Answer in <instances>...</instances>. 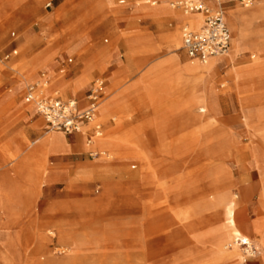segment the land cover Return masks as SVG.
Returning a JSON list of instances; mask_svg holds the SVG:
<instances>
[{"label":"rangeland","instance_id":"1","mask_svg":"<svg viewBox=\"0 0 264 264\" xmlns=\"http://www.w3.org/2000/svg\"><path fill=\"white\" fill-rule=\"evenodd\" d=\"M175 1L169 0L167 8L184 14L172 6ZM104 2L117 15L105 18L95 0H0V167L9 181L0 187V246L5 251L0 264L51 258L59 259L51 264H224L217 248L220 222L208 202L227 194L235 198L238 216H264V118L256 116L264 109V76L251 71L238 79L236 71L231 72L264 67V0L248 6L221 0L231 46L223 57L225 65L213 70L217 96L209 100L206 113L195 104L172 114L170 105L175 102L172 105L180 108L186 96L167 100L135 81L144 73L140 64L170 56L175 49L170 33L176 29L182 46L177 52L190 59L183 48L186 24L178 25L170 12L137 13L132 5L152 7L147 0ZM206 4L218 7L213 0ZM249 10L255 16L242 23L232 17L233 12ZM77 36L87 41L69 52ZM104 47L108 50L101 53ZM46 52H55L52 70L45 69L46 62H37ZM49 74L70 77L72 84L87 76L86 97L94 81L103 78L99 107L112 103L104 116L97 117V112L94 121L76 132L79 142L64 153L60 174L43 185L34 172L43 156H34L28 165H23V156L27 139L35 142L52 130L38 113L33 119L28 115L34 102H26L27 96L32 90L41 98H75L72 87L53 88L45 95L35 79ZM98 130L120 142L114 147L130 174L107 169L84 174V163L105 158L87 148L81 136L86 131L92 140ZM147 154L154 155L156 164L174 169L166 192L156 189L166 178L157 180L142 164ZM153 202L166 206L162 226L169 235L134 245L132 226L142 225ZM52 221L74 231L76 250L71 255L57 229L43 230ZM238 235L247 237L232 235L227 252L239 251L240 264H264V240L250 238L256 248L251 253L232 245Z\"/></svg>","mask_w":264,"mask_h":264},{"label":"bare ground","instance_id":"2","mask_svg":"<svg viewBox=\"0 0 264 264\" xmlns=\"http://www.w3.org/2000/svg\"><path fill=\"white\" fill-rule=\"evenodd\" d=\"M98 2L101 9H103L104 17L107 18L111 14L113 16L117 15V12L109 8V5L104 2V0H95ZM164 4H158L155 0L152 3V7H140L141 3L133 4L132 6L137 10V13L146 14L147 16L158 15L162 12H170L175 16V20L178 25L190 26L193 29H199L204 23V18L202 14H181L179 11L171 10L168 7L169 0H163ZM148 2V1H147ZM111 6V5H110ZM173 6V5H172ZM254 10H249L247 12H233L232 17L236 22L242 23L245 20H248L255 16ZM184 26V27H185ZM179 30L176 29L170 33L171 42L175 49L171 50L170 56L164 60L158 61L154 64L152 62L143 63L139 66H142L144 73L140 78L135 82L145 84L148 87L150 93L155 92L158 96H164L167 100H174L178 97H184L186 101L180 104V108H176V105L169 107V114L182 111V109H191L195 107L194 105L199 106V111L201 113H206L209 111V100L216 98V90L213 82V70L215 67L225 65V55L214 56L207 61L186 59L185 55L178 53L177 51L182 47L179 42ZM87 41V37L77 36L73 38V41L69 44V52L78 51L84 47ZM108 50L107 47L101 49V53H106ZM55 52H46L43 56L37 60V62H46L45 69L52 70L56 63L54 61ZM23 69H26V65L23 66ZM142 70V71H143ZM236 71V72H235ZM252 72H257L259 77L264 76V67L256 66L252 70L246 69L241 74L237 70H231L232 74H236V77L242 78L243 74H250ZM37 83L42 85V89L45 95L50 94L55 89H62L67 91V88H73V95L77 99L79 107L85 109L88 106V100L86 97V91L89 86V79L87 76L78 78L76 82L71 83L70 77L61 76L56 77L52 74L47 75V77H40L35 79ZM51 82L52 85H51ZM136 85L132 87L134 91ZM126 94V93H125ZM179 94L177 97L175 95ZM27 102V99H26ZM112 102L103 104L100 107L98 106L97 115L104 116L107 111H109ZM29 116H33L37 113V106L35 103H32L28 107L27 111ZM97 114V113H96ZM255 115V114H254ZM256 116L264 118V109L256 112ZM96 117V116H95ZM96 117V118H97ZM195 116H192V120ZM261 118V119H262ZM94 121V120H93ZM261 121V120H260ZM81 136L84 139V143L87 148L93 149L98 155H103L101 159L92 162H86L83 164V172L85 175H91L96 173H103L102 171L108 170L109 172L113 171L119 174L127 173L130 174L128 169L125 168L123 164L124 156L114 147L116 144H119L117 140H113L107 135L102 134L99 130L97 131V136L92 140L88 139L86 131H84ZM80 135L78 133H71L67 136L65 133L60 131L52 130L51 134L42 136L37 141L32 142L27 139V151L23 156V165H28L27 161L37 155L43 156V161L38 168L34 171L36 172L37 179L40 184L47 185L50 184L55 179V176L60 174L59 166L64 161V153L68 152L70 147L73 144L79 142ZM87 140V141H86ZM36 145L35 147H33ZM154 155L148 157V154L143 157L142 164L146 168L149 174L154 178L165 179L166 182L159 183L157 181L156 189L161 192H166L169 187V180L167 177L171 174L174 169L169 168L166 164L153 162ZM11 171V170H10ZM9 172V171H8ZM6 170L3 167H0V187L3 185H8L5 176ZM175 187L180 185L175 184ZM164 204V203H163ZM161 203L155 204L154 202L149 205L145 220L142 221V225H139V222H135L132 226V231L130 236L132 238V243L137 245L139 243H151L155 239L165 238L169 235V232L162 226V217L165 212V205ZM208 208L214 211L216 218L218 217L219 224L217 226V236L219 242L217 243V248L220 252V255L223 259L224 264H240L242 259L241 253L237 250L232 252H227V242L231 239L232 235L235 234H245L249 239L256 238L260 236L264 240V216L260 217H249L246 214H237V202L233 196L227 194H221L214 201L208 202ZM255 211V210H254ZM7 214V213H6ZM48 224L44 225L43 230L50 231V227L57 229L60 239L63 244L66 246L69 255L75 252V246L71 240H73L75 233L70 228L63 227L62 224H57L55 222H47ZM75 239V238H74ZM75 243V242H74ZM71 245V247L69 246ZM5 253L4 248L0 246V260L3 258ZM58 258H51L47 261L33 260L29 262L30 264H51L58 262Z\"/></svg>","mask_w":264,"mask_h":264},{"label":"built area","instance_id":"3","mask_svg":"<svg viewBox=\"0 0 264 264\" xmlns=\"http://www.w3.org/2000/svg\"><path fill=\"white\" fill-rule=\"evenodd\" d=\"M153 3L152 0H147ZM217 3L216 9L210 8L207 0H176L175 5L188 14H202L204 23L201 28L193 29L185 26L182 29L183 48L190 59L207 61L217 55H225L231 46V32L226 21L225 12L221 0H213ZM254 0H236L243 6L250 5ZM104 79L94 81L88 95V106L81 109L77 99L71 97H38L32 90L27 96V101H33L37 106L38 115L44 120L48 129L60 131L65 134L80 132L83 125L88 124L96 116L97 108L104 95ZM99 129V127H98ZM232 245L243 247L251 253L256 248L247 237L235 236Z\"/></svg>","mask_w":264,"mask_h":264}]
</instances>
